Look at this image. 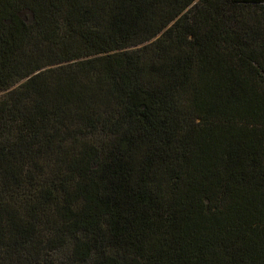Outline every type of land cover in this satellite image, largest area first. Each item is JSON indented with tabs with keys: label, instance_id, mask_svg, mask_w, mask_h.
<instances>
[{
	"label": "trees",
	"instance_id": "16d2710c",
	"mask_svg": "<svg viewBox=\"0 0 264 264\" xmlns=\"http://www.w3.org/2000/svg\"><path fill=\"white\" fill-rule=\"evenodd\" d=\"M257 233L264 0H0V264H264Z\"/></svg>",
	"mask_w": 264,
	"mask_h": 264
},
{
	"label": "rangeland",
	"instance_id": "374dc122",
	"mask_svg": "<svg viewBox=\"0 0 264 264\" xmlns=\"http://www.w3.org/2000/svg\"><path fill=\"white\" fill-rule=\"evenodd\" d=\"M200 97V98H198ZM196 101H194L190 106H189V111L195 115L197 114L198 110L201 108V104H202V101L201 99L202 96H198ZM194 126V128H191V133L193 134V145L195 148L198 147V145L203 141L204 139V129L202 128V124L199 123V124H194L192 125ZM246 212V211H243V213ZM242 213V214H243ZM255 217L253 218V220L251 219V221L254 223V224H257L259 223L258 219L260 217L257 216V214L254 215ZM259 225H256L255 228H257ZM255 234V233H254ZM252 240L253 242H249V248L250 249H253V251L256 252H259L260 254H262V258H264V240L261 239V237L259 236V233H257L255 235V238L252 237Z\"/></svg>",
	"mask_w": 264,
	"mask_h": 264
}]
</instances>
